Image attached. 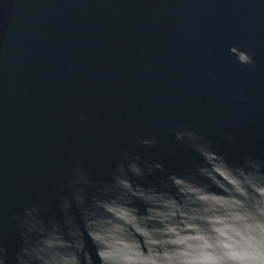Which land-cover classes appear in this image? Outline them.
<instances>
[{
    "label": "water",
    "instance_id": "1",
    "mask_svg": "<svg viewBox=\"0 0 264 264\" xmlns=\"http://www.w3.org/2000/svg\"><path fill=\"white\" fill-rule=\"evenodd\" d=\"M262 238L264 0H0V264H251Z\"/></svg>",
    "mask_w": 264,
    "mask_h": 264
},
{
    "label": "clouds",
    "instance_id": "2",
    "mask_svg": "<svg viewBox=\"0 0 264 264\" xmlns=\"http://www.w3.org/2000/svg\"><path fill=\"white\" fill-rule=\"evenodd\" d=\"M251 63L252 61L249 64ZM250 260L251 264H264V238H262L260 247L250 257ZM76 264H78V262H76Z\"/></svg>",
    "mask_w": 264,
    "mask_h": 264
}]
</instances>
